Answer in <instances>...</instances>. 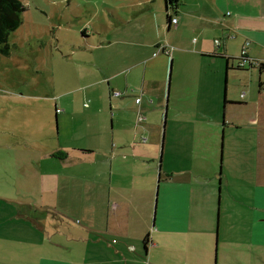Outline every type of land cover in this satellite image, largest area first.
<instances>
[{"label": "crops", "instance_id": "0c3cea01", "mask_svg": "<svg viewBox=\"0 0 264 264\" xmlns=\"http://www.w3.org/2000/svg\"><path fill=\"white\" fill-rule=\"evenodd\" d=\"M189 2L178 0L168 7L166 0H162L164 18V15L157 16L158 0H132L122 11L115 10L112 24L105 23L100 30L95 27L92 32L94 36L101 35L99 41L90 34V37L81 39L80 47H72L70 52L63 55L66 62L61 56L55 57L58 72L53 71V81L56 87L66 88L60 94L61 102L55 105L59 127L57 146L47 153L40 151L39 158L34 160L35 165L30 169L31 172L34 169V173H26L24 166L2 165L5 174L10 173L13 168L23 169V172L18 176L17 173L13 174L22 183L17 188L19 196L3 198L8 211L0 210L1 264H164L161 261V251L175 249L165 243L166 240L172 234L181 237L185 233L196 231L191 223L192 204L195 200L193 188L206 186L210 192L213 184H218L219 152L214 149V156L204 157L201 154L205 161L210 160L209 173L203 176L197 171L199 166L195 164L200 156L196 155L195 150H192L191 156L183 149L189 144L184 142L187 134L180 131V128L171 137L168 132L170 121L173 122V127H182V124L188 123L184 118L187 112L189 115L199 114L197 108L202 107L205 100L202 76L204 69L199 68L191 73L195 75V79H189L192 85L187 86L188 89L177 83L176 104L195 109L182 110V115L178 109L172 119L168 114L165 137L163 135L162 139L159 131L162 116H159L158 111L149 112L145 107V98L149 106V101L151 104L154 102L152 96L157 95L156 89H159L148 80L147 65L151 60L165 55L163 48H169V45H163L160 38L164 28H167V32L174 30L183 34L190 31L197 37V40L191 41L189 36L182 35L179 41H174L177 46L174 49V61L176 57L192 55L211 60L217 66L215 84L206 102H214V124L224 131L220 173L224 175L226 157L231 156L234 149L231 146L227 154V130L230 128L241 133L248 127L256 134V189L252 196L254 205L262 204L263 210L253 212L251 237L255 246L259 244L257 247H264L260 245L264 244V127H258L261 123L259 117L264 116V85L260 89L264 73L255 70L259 73V93L257 100L252 103L256 107L253 114H249L247 104L230 102L229 97L223 100V90L220 88L224 73L229 76L231 71H243L238 68V59L246 43H249L248 58L264 64V0ZM192 5L196 12L186 10V7ZM173 19L177 20V24H172ZM84 33L89 31L84 29L82 35ZM219 39L221 44L216 46L215 40ZM235 48H238L239 56L233 53ZM103 50L105 53H97ZM215 54L219 56H214ZM76 58H82L83 61L75 66ZM57 79L60 83H57ZM119 79H123V82L115 86L122 92L119 91L120 97H115L112 93L113 85ZM78 80H83L84 83L80 85ZM105 84H108L111 101L121 98L115 106L110 103V111L114 108L111 130L108 126L109 117L106 115L108 102L104 98ZM133 86H141L143 90L144 99L140 104L133 102L129 95ZM191 87L192 92L188 93ZM96 89H99L98 95L89 93ZM226 91L229 96V85ZM77 93L82 97L87 95L83 99L91 97L93 103L99 100L98 109L92 112L81 109L82 115H78L77 103L80 101L74 98ZM65 98L68 100L64 101ZM129 102L137 111L126 107ZM222 104L223 111L226 112V119L224 114L223 120ZM139 116L145 118L142 123H138ZM199 136L200 132L191 137L192 149L205 147L199 143V139H202ZM142 138H146L147 142H143ZM211 140L215 143L214 135ZM160 148L162 161L158 166ZM28 152L30 150L18 149L12 154L26 158ZM11 155L5 156L9 158ZM88 157H92L93 161H88ZM44 159H51L52 169L58 170L54 172L56 178H70L71 181H67L69 189L78 182L84 191L82 221H76L83 224V227L71 234L73 242L69 238L67 244L59 245L53 238L49 248L45 247L47 240L44 237L46 228L43 226V219L41 221L33 213H27L23 206L12 205L25 202L20 195L27 184L31 186L34 183L35 188H42ZM180 160H185L188 166L183 168ZM76 169L80 172L78 176L74 173ZM156 186L160 187L159 195L162 198L159 196L158 203L162 202V210L160 215L158 212L156 227L153 228L148 206L153 202L149 199L154 196ZM197 196L200 198V195ZM29 199L37 202L36 196L32 198L31 195ZM230 201L232 202L227 197L228 204ZM224 218H231L228 211ZM180 264L191 263L181 261Z\"/></svg>", "mask_w": 264, "mask_h": 264}, {"label": "rangeland", "instance_id": "374dc122", "mask_svg": "<svg viewBox=\"0 0 264 264\" xmlns=\"http://www.w3.org/2000/svg\"><path fill=\"white\" fill-rule=\"evenodd\" d=\"M19 1L26 8L23 13V24L10 37V56L0 54V166H24L26 173L29 174L34 173V169L32 172L30 169L33 164L35 165L34 160L39 158L40 151L43 150L44 153H47L57 146L59 127L56 120L55 105L61 102L62 95L60 96V94L66 91V88L56 87L53 81V71L56 72L57 70L55 57L61 56L66 62L67 59L63 57L66 52H70L72 47H80L82 45L81 39L85 36L90 37V34L94 36L92 31L96 29L95 27L100 30L103 24H112L115 10L122 11L126 4L132 0ZM189 1V4H193L196 0ZM156 10L157 16L161 15L163 17L164 15L165 18L162 0H158ZM186 10L196 12L193 5L192 7H186ZM84 29L89 33L82 35ZM182 35L189 36L188 38L191 41L197 40L196 35L190 31L183 34L174 30L167 32V28H164L160 34L163 45H169L170 55L164 53L165 55L151 60L147 65L148 80L159 89H156L157 95L152 96L154 102L151 104L149 101V106L145 98V107L149 112L156 110L159 116H162V120L159 122L162 139L163 135L165 137L168 119H172L178 109L181 110V115L183 114L182 110L195 109L192 106L183 108L181 104H176L175 95L177 91L175 89L177 83L182 84L184 88L192 85V81L189 79H195V75H191V73L196 72L199 68L204 69L205 72L202 76L205 84L203 86L205 100L203 106L197 108L199 114L189 115V112H187L184 118L188 123L182 124V127L179 125L173 127V122L170 121L168 132L171 137L173 132L178 131V128H180V131L187 134L184 142L187 141L189 144L184 146L183 149L188 155L191 154L192 156V150H195L196 155L200 156L195 160V164L199 166L197 171L203 176L209 173L208 162L210 160L205 161L201 154L204 157L212 156V154L214 156V149L215 151L217 149L219 152L218 176L220 179L217 182L218 184H213L210 192L207 191L206 186H194L195 200L192 204L191 223L196 231L185 233L181 237L172 234L165 243L172 245L175 249L161 251V261L164 264H180L181 261H187L191 264H264V247H257L259 245L257 243V246H255L251 237L253 212L263 210L262 204L259 206L254 205L252 196L253 191L256 189V134L248 127L244 128L241 133H236L235 130L232 131L230 128L227 130V154L231 146L234 149L231 156L227 155L226 157L224 175L222 172L220 173L225 139L222 137L224 131L222 128L217 127L219 125L214 124V102H206L210 98L209 92L215 84V69L217 66L211 60L192 55H185L183 58L176 57L174 61V49L177 48L174 41H179ZM100 37L101 35L94 36L97 41L100 40ZM105 50L97 53H105ZM233 51L235 55L239 56L238 48ZM81 59L76 58L74 65L80 64V61H83ZM255 70H235L231 71L229 76L224 73L223 83L220 87L221 91L223 90V100L229 97L230 102L247 104L249 114L256 111V107L252 103L257 100L259 93V73ZM178 78L179 80H177ZM56 81L60 83L58 79ZM78 81L80 85L84 83L83 80ZM122 82L123 79H119L114 83L113 94L116 91L122 92L119 87L115 86L116 84L121 85ZM260 83H264V74ZM228 85L229 96H227L226 91ZM104 86V98L108 102L106 115L109 117L108 126L111 130L114 108L110 111V105L115 106L121 98L111 101L108 84ZM98 92L99 89L89 91V93L96 95H98ZM129 92L133 102L136 101L135 97L144 99L141 86L140 88L134 87ZM189 92H192V87L191 90H188ZM84 93H87V91ZM243 93L246 94V97L241 99ZM83 97L78 93L74 96L75 99L80 101V103H77L78 115L81 113V109L91 112L98 109L99 100L93 103L91 97L88 96V99H83ZM67 100V98L64 99V101ZM126 107L131 111H137V108H133L131 102ZM58 108L62 109L59 104ZM223 110L224 105L222 104V120L224 114L226 119V112L224 113ZM259 122L261 123L258 127H264V116L259 117ZM199 132L201 134L199 137H202V139H199V143L204 144L205 147L192 149L190 146L191 137L197 136ZM232 133L233 135H231ZM213 135L218 143L217 147L216 141L214 143L211 140ZM18 149H27L30 152H28L26 158L22 155L12 154ZM161 153L160 148L159 160H157L158 166L159 162L162 161ZM7 154L12 155L6 158L5 155ZM86 159L93 161L92 157ZM43 162L42 188H35L34 183L31 186L27 184L22 193L20 191V198L23 197L22 201L25 202L12 205L23 206L27 213H33L41 221L43 219L42 223L46 228L44 237L47 240L45 247L49 248L53 238L59 245L67 244L69 238L73 242L74 238L71 234L83 227V224H79V222L82 221L84 191L80 188L78 182L72 186L73 188L69 189L67 181H71L70 178H56L54 172L58 170L52 169L51 159H44ZM180 162L183 168L188 166L185 160H180ZM3 170V166L0 167V210L7 212L8 205L3 198H17L19 196L17 188H20L18 186L22 183L20 178H14L13 174L17 173L18 176L19 173L23 172V169L13 168L10 173L6 174ZM74 173L78 176L80 172L76 169ZM29 180L28 176L27 181ZM159 188H156L154 196L149 199L153 201L148 206L153 228L156 227L158 212L160 215L162 210V202L158 203L159 196L162 198V195H159ZM31 195L32 198L36 196L37 202L29 199ZM197 195H200V198ZM227 197L232 200L229 204L227 203ZM226 211L231 216L229 220L224 218ZM51 227L56 231L53 232ZM143 252L145 251L143 250ZM56 254L60 255L62 252H56ZM149 260L152 263L154 262L153 259ZM1 262L0 255V264Z\"/></svg>", "mask_w": 264, "mask_h": 264}, {"label": "trees", "instance_id": "16d2710c", "mask_svg": "<svg viewBox=\"0 0 264 264\" xmlns=\"http://www.w3.org/2000/svg\"><path fill=\"white\" fill-rule=\"evenodd\" d=\"M168 7L172 6L178 0H166ZM26 8L20 3L19 0H0V54L4 56H10L11 47L9 44L10 37L16 32L23 24V13ZM169 24H171V18H168ZM214 56H219L215 54ZM232 61V59H230ZM239 60V59H238ZM240 69V68H239ZM257 69L259 73H264V64H261L258 68L250 67L246 70ZM245 71V69H241ZM260 83V89L263 88ZM147 238L145 239V242Z\"/></svg>", "mask_w": 264, "mask_h": 264}, {"label": "built area", "instance_id": "2783aa9c", "mask_svg": "<svg viewBox=\"0 0 264 264\" xmlns=\"http://www.w3.org/2000/svg\"><path fill=\"white\" fill-rule=\"evenodd\" d=\"M172 24H177V20L173 19L172 20ZM220 44H221L220 40H215V45L216 46H220ZM248 46H249V43H246L245 46H244V49L242 51V55H241V57L238 60L239 61L238 62V68H240V69H248V68H250L252 66L255 67V68H258L261 65V63H259L258 61L248 58V56H247ZM163 52L165 54H167V55H170L169 48H167V47L163 48ZM113 96L120 97L121 93L120 92H116V93L113 94ZM245 96H246L245 93L241 94V98H245ZM141 101H142V99L140 97H138L136 99V103L137 104H140ZM144 120H145V118L143 116H139L138 123H142ZM142 141L143 142H147V139L146 138H142Z\"/></svg>", "mask_w": 264, "mask_h": 264}]
</instances>
